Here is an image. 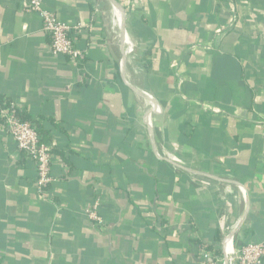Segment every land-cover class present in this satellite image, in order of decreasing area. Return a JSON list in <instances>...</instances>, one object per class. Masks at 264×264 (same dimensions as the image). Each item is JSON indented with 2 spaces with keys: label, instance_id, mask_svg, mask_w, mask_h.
I'll return each mask as SVG.
<instances>
[{
  "label": "crops",
  "instance_id": "0c3cea01",
  "mask_svg": "<svg viewBox=\"0 0 264 264\" xmlns=\"http://www.w3.org/2000/svg\"><path fill=\"white\" fill-rule=\"evenodd\" d=\"M26 4L0 0V101L54 146V181L39 193L0 122V264H198L264 240V0H44L84 25L77 64Z\"/></svg>",
  "mask_w": 264,
  "mask_h": 264
},
{
  "label": "built area",
  "instance_id": "2783aa9c",
  "mask_svg": "<svg viewBox=\"0 0 264 264\" xmlns=\"http://www.w3.org/2000/svg\"><path fill=\"white\" fill-rule=\"evenodd\" d=\"M25 10L41 17L43 30L51 39L54 55L67 56L74 64L81 61L85 52L76 45L72 37L73 32L84 28L81 22L62 21L57 14L45 7L44 0H27ZM0 122L16 142L18 149L36 164L38 173L36 186L39 193L44 194L46 188L54 181L52 176L54 146L41 141L36 126L31 121L20 118V110L13 102L2 104L0 101ZM100 206L101 199L97 198L85 211L94 224L103 227L105 220L100 212ZM198 264H264V240L247 243L237 252L232 251L228 260L223 259V256L220 258L210 252H204Z\"/></svg>",
  "mask_w": 264,
  "mask_h": 264
},
{
  "label": "trees",
  "instance_id": "16d2710c",
  "mask_svg": "<svg viewBox=\"0 0 264 264\" xmlns=\"http://www.w3.org/2000/svg\"><path fill=\"white\" fill-rule=\"evenodd\" d=\"M5 101H1V103L3 104ZM7 103H9V101H6ZM6 102H5V104H6ZM20 118L22 119V120H27L28 119V117H26L25 116V114L24 113H22V112H20ZM28 121H30V120H28ZM32 122V121H31ZM34 122V121H33ZM32 122V123H33ZM34 124V123H33ZM37 130H38V132H39V135H40V137H41V141H43V142H45V139H43V136H42V134H41V131H40V129L39 128H37ZM220 239V235H217V236H215V241H218ZM248 243H250V242H248ZM245 244H247V243H245ZM208 250H210V251H212V252H215V248H214V246H212L211 245V247H209V249Z\"/></svg>",
  "mask_w": 264,
  "mask_h": 264
},
{
  "label": "bare ground",
  "instance_id": "6f19581e",
  "mask_svg": "<svg viewBox=\"0 0 264 264\" xmlns=\"http://www.w3.org/2000/svg\"><path fill=\"white\" fill-rule=\"evenodd\" d=\"M123 26V21H121L120 20V26ZM121 33H120V38H121ZM231 252H232V247H231V244L229 243L228 244V248H227V251H226V253L224 254V258H225V260H228V258H229V256H230V254H231Z\"/></svg>",
  "mask_w": 264,
  "mask_h": 264
},
{
  "label": "rangeland",
  "instance_id": "374dc122",
  "mask_svg": "<svg viewBox=\"0 0 264 264\" xmlns=\"http://www.w3.org/2000/svg\"><path fill=\"white\" fill-rule=\"evenodd\" d=\"M111 9H112V7H111ZM112 10H113V9H112ZM110 12H111V11H110ZM112 12H113V11H112ZM112 17H114L113 14H111V18H112ZM78 32H79V31H78ZM116 33H118V28H117V32H116ZM115 38L118 39V34L115 35Z\"/></svg>",
  "mask_w": 264,
  "mask_h": 264
}]
</instances>
